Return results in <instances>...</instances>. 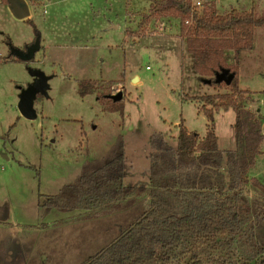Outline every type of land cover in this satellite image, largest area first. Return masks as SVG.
Returning <instances> with one entry per match:
<instances>
[{
    "label": "rangeland",
    "instance_id": "374dc122",
    "mask_svg": "<svg viewBox=\"0 0 264 264\" xmlns=\"http://www.w3.org/2000/svg\"><path fill=\"white\" fill-rule=\"evenodd\" d=\"M24 1L31 24L16 20L7 0H0V264H80L117 238L121 221L133 211L89 220L79 210L41 217L38 194L55 195L78 176L84 160L104 156L118 135L124 185H145L150 136L175 148L183 123L202 137L201 97L227 90L194 73L180 20L154 13L157 0ZM207 2L221 15L234 9L264 17V0ZM36 40L40 49L33 59H15L13 49L24 53ZM225 59L238 62L239 88L251 92L248 107L264 121V25L256 29L251 49L240 51L236 61L226 51ZM31 70L49 78L46 95L34 100V121L17 108L20 92L33 82ZM78 84L89 93L80 97ZM117 94L123 113L103 111L102 97ZM234 117L232 110L214 115L222 151L234 149ZM250 175L264 181V155ZM256 235L264 241V223Z\"/></svg>",
    "mask_w": 264,
    "mask_h": 264
},
{
    "label": "trees",
    "instance_id": "16d2710c",
    "mask_svg": "<svg viewBox=\"0 0 264 264\" xmlns=\"http://www.w3.org/2000/svg\"><path fill=\"white\" fill-rule=\"evenodd\" d=\"M153 5L154 13L180 20L199 79L227 90L201 97L204 134L200 137L180 123L175 148L151 135L143 186L124 185V146L118 135L104 156L84 160L78 176L55 195L38 194V213L44 217L55 210H79L89 220L133 211L121 221L120 235L80 264H264V241L256 235L264 223V181L250 176L264 155V121L248 107L254 102L251 92L239 88L236 61L240 51L252 48L264 17L234 9L221 15L212 2L203 4L202 13L191 0H157ZM226 51L233 52L234 64L226 62ZM223 73L224 82L216 81ZM78 85L80 97L89 93ZM102 98L103 111L123 113L122 102ZM227 110L235 114L234 149L221 152L214 115Z\"/></svg>",
    "mask_w": 264,
    "mask_h": 264
},
{
    "label": "water",
    "instance_id": "95a60500",
    "mask_svg": "<svg viewBox=\"0 0 264 264\" xmlns=\"http://www.w3.org/2000/svg\"><path fill=\"white\" fill-rule=\"evenodd\" d=\"M9 12L16 20L24 21L30 18V10L25 1L21 0H9L8 6ZM40 49L39 40H36L33 45H31L26 52H21L13 49L12 55L18 61H29L33 59L35 53ZM31 77L37 78L32 84L27 86L20 92L18 97L17 108L20 115L28 121L36 120V112L34 110V100L38 94L46 95L48 89V77H46L40 71H30ZM231 78L228 79V82ZM112 100L118 102L121 100V94L111 96Z\"/></svg>",
    "mask_w": 264,
    "mask_h": 264
},
{
    "label": "built area",
    "instance_id": "2783aa9c",
    "mask_svg": "<svg viewBox=\"0 0 264 264\" xmlns=\"http://www.w3.org/2000/svg\"><path fill=\"white\" fill-rule=\"evenodd\" d=\"M206 0H191L192 7H194L196 10L202 8L203 2Z\"/></svg>",
    "mask_w": 264,
    "mask_h": 264
},
{
    "label": "crops",
    "instance_id": "0c3cea01",
    "mask_svg": "<svg viewBox=\"0 0 264 264\" xmlns=\"http://www.w3.org/2000/svg\"><path fill=\"white\" fill-rule=\"evenodd\" d=\"M24 1V0H23ZM128 1V0H127ZM26 2V1H25ZM30 2V1H29ZM39 2V1H38ZM26 4H27V2H26ZM28 5V4H27ZM2 6V5H1ZM127 6H128V2H127V4H126V7L125 8H127ZM7 7V6H6ZM8 8V7H7ZM42 8L44 9V8H46V5H42ZM9 10V9H8ZM126 10V9H125ZM32 15H31V13H30V17H31ZM118 27V26H117ZM118 29H119V27H118ZM40 45V44H39ZM239 87H240V85H239ZM263 133H264V125H263ZM220 150V149H219ZM221 152H224L225 150H220ZM226 151H228V150H226ZM251 172V171H250ZM251 176V175H250ZM253 177V176H252ZM257 178V177H256Z\"/></svg>",
    "mask_w": 264,
    "mask_h": 264
},
{
    "label": "flooded vegetation",
    "instance_id": "af4514ba",
    "mask_svg": "<svg viewBox=\"0 0 264 264\" xmlns=\"http://www.w3.org/2000/svg\"><path fill=\"white\" fill-rule=\"evenodd\" d=\"M36 79H37V78H33L32 81L34 82ZM33 82H32V83H33Z\"/></svg>",
    "mask_w": 264,
    "mask_h": 264
}]
</instances>
